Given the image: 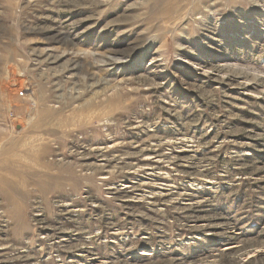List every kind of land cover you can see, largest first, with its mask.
I'll use <instances>...</instances> for the list:
<instances>
[{
  "label": "rangeland",
  "instance_id": "rangeland-1",
  "mask_svg": "<svg viewBox=\"0 0 264 264\" xmlns=\"http://www.w3.org/2000/svg\"><path fill=\"white\" fill-rule=\"evenodd\" d=\"M0 264H264V0H0Z\"/></svg>",
  "mask_w": 264,
  "mask_h": 264
},
{
  "label": "bare ground",
  "instance_id": "bare-ground-1",
  "mask_svg": "<svg viewBox=\"0 0 264 264\" xmlns=\"http://www.w3.org/2000/svg\"><path fill=\"white\" fill-rule=\"evenodd\" d=\"M23 91V90H22ZM202 222L204 223V220L203 219H198L197 221H196V223H201L202 224ZM205 226V225H204ZM208 228L209 229H213L212 227H209L208 226ZM207 228V229H208ZM183 238V237H182ZM232 248H235L233 245L232 246H229L227 249H232Z\"/></svg>",
  "mask_w": 264,
  "mask_h": 264
},
{
  "label": "built area",
  "instance_id": "built-area-1",
  "mask_svg": "<svg viewBox=\"0 0 264 264\" xmlns=\"http://www.w3.org/2000/svg\"><path fill=\"white\" fill-rule=\"evenodd\" d=\"M19 96H23V91H19Z\"/></svg>",
  "mask_w": 264,
  "mask_h": 264
}]
</instances>
